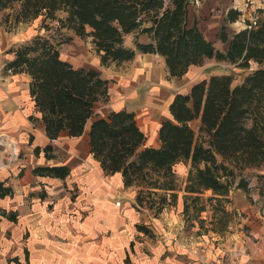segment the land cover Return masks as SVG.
Masks as SVG:
<instances>
[{
    "label": "trees",
    "instance_id": "obj_1",
    "mask_svg": "<svg viewBox=\"0 0 264 264\" xmlns=\"http://www.w3.org/2000/svg\"><path fill=\"white\" fill-rule=\"evenodd\" d=\"M194 1L0 0L6 31L36 19L44 30L9 49L12 59L6 69L29 75L30 97L52 141L61 132L82 135L95 114L96 102L106 98L108 89L100 71L74 67L61 58L60 46L69 39L61 33L63 29L89 38L102 66L152 53L163 58L173 77L206 58L243 70L239 82L232 73L212 74L195 81L187 93H176L169 106L172 119L159 126L157 148L144 145L146 136L131 111L112 110L91 121L89 152L94 160L106 175L122 174L124 187L136 189L134 206L142 208L145 202L156 215L171 202L172 167L179 159H190L196 183L217 194L228 192L229 179L236 174L237 186L246 190L245 171L264 164V16L245 19V26L230 37L223 26L218 39L228 44L219 50L198 29L195 19L190 22L189 7ZM240 15V10L229 9L225 21L233 23ZM53 21L56 26L50 25ZM142 34L148 42H140ZM128 35L130 44L125 41ZM194 122H198L196 128ZM50 150L51 146L44 147ZM33 171L61 179L69 174L65 165ZM11 193V187L0 180V198ZM139 228L148 232L144 225Z\"/></svg>",
    "mask_w": 264,
    "mask_h": 264
},
{
    "label": "crops",
    "instance_id": "obj_2",
    "mask_svg": "<svg viewBox=\"0 0 264 264\" xmlns=\"http://www.w3.org/2000/svg\"><path fill=\"white\" fill-rule=\"evenodd\" d=\"M261 2L264 4V0ZM193 4L190 6L193 7ZM230 9L238 8L230 7ZM228 10L229 8L226 9L220 21L214 23L211 29L214 33L213 37L205 34L206 27H204V22L201 21L198 11L194 10L195 12L190 15L189 10L190 22L192 23L195 19L198 29L219 50L228 44L218 39V34L223 26H227L225 32L228 33L229 37L235 30L238 31L245 26L232 30L230 27L232 23L225 21ZM32 36L19 42L14 41L11 33L6 31L4 25L0 24V180L4 181L5 185L10 186L12 190L11 195L0 198V202L5 201L6 198H20L22 194L27 196L30 194L29 192H33L35 189L40 191L41 185L46 187L47 184L60 185V182L61 184L62 182L70 184L69 182L76 181L89 186L101 198V210L105 221L104 225L102 224L103 227L99 228L112 230L110 237H106L102 241L103 256L108 258V261L106 260L108 263L264 264V164L247 170L248 172L253 171L252 174L255 176L250 173V176L245 179L246 190L237 186L239 179L233 182L226 194H217L211 189H202V191L212 192L209 197L215 207L210 211L211 214L213 213L212 216L216 217V213L220 211L222 215L226 214L228 219L226 222L228 231L225 239L223 238L224 240L219 231L216 229L209 230L222 241L220 240L214 248L213 240L210 243L212 248L208 247L207 249L205 241L201 237L205 236L204 232L200 231V227L204 226L202 213L206 211L205 207L201 205L197 207V221H194L192 228H189L188 223L185 225L183 207L185 206L184 209L187 210V203L180 205L182 206L181 211L180 209L168 210L167 221L164 220L162 223V220H158L155 214L154 218H150L152 220L150 226L145 225L147 224L144 221L145 216L142 215L141 217L134 211L136 208L138 210H143V208L135 207L134 203L130 204L134 201L132 198L128 207L123 209L117 207L112 200L116 191L127 193L135 187H124L120 173L105 175L97 160H94L89 152L88 131L93 118L96 116L104 117L109 111L113 110L114 112L122 109L134 113L138 127L146 136L144 145L159 147V126L163 121L172 119L169 106L173 102L175 94L187 93L190 86L195 82L192 81L189 87L183 88L181 80L187 79L189 70L197 65L190 66L182 76L173 77L169 76L163 58L158 54L138 53L130 61L109 66H102L98 57L96 63L88 65L84 63L75 66L70 59L63 57L60 51L61 58L72 66L94 68L100 71L101 76L108 80V89L106 98L96 102L95 114L87 121L82 135L71 137L66 132H61L58 138L52 141L47 138L44 123L40 119L41 114L30 97L29 75L24 72L14 73L6 69V64L12 59L11 51L8 52L9 49ZM128 36L131 37V35ZM139 40L142 43L149 41L145 34L140 35ZM214 41L219 42L221 48H217ZM158 60L163 62L159 67L155 65V61L158 62ZM252 65L254 66L252 68H257V64L252 63ZM204 78L206 77L198 80ZM197 123L194 122L192 127L196 128ZM10 143L13 147L10 146ZM46 146H51V150L44 151ZM88 160L93 161V164L89 163ZM181 161H187V167L185 165L178 166ZM53 165L67 166L69 174L61 179L38 176L33 173L37 167ZM188 168H192L190 159H179L172 167L173 174H179L178 172L183 174L186 171V175H188L190 174ZM187 172L189 173L187 174ZM185 180L190 182L189 175ZM34 183H36L35 186ZM200 192L186 191L183 194L186 198L199 201L201 200ZM45 194H40L44 195V198H41L36 193L38 204L35 206H40L39 201L45 199ZM183 194L178 200L182 199ZM34 197L32 196V198ZM62 199L61 204L69 208L68 197L64 196ZM141 225H144L148 232L140 229L139 226ZM83 228L93 230L90 225ZM132 229L133 231H131ZM69 230H72L70 225ZM126 231H129L130 234L135 233V236H142L144 243L148 244L147 248L150 250V254L144 253L145 244L143 242L136 245H133L132 242L126 244L124 239ZM151 232L156 237L167 234L168 240L153 242L152 239H149L150 241H148L147 238L153 235ZM126 255L129 257L128 261H125ZM118 257H122V263L119 262Z\"/></svg>",
    "mask_w": 264,
    "mask_h": 264
},
{
    "label": "rangeland",
    "instance_id": "obj_3",
    "mask_svg": "<svg viewBox=\"0 0 264 264\" xmlns=\"http://www.w3.org/2000/svg\"><path fill=\"white\" fill-rule=\"evenodd\" d=\"M193 5V7H189L190 15L198 11L201 17L200 19L201 21L203 20L204 27H206L205 34L212 37L214 33L211 29L214 23L220 21L226 9H230V7L238 8L241 11L240 18L230 26L232 30L244 26V19L254 20L255 17L264 16V4L261 0H195ZM258 9H263V12H258ZM49 23L50 25L56 26V22L54 21ZM0 24H2L1 19ZM8 32L11 33L14 41L17 42L38 32L44 34V30L40 28L39 19L19 24ZM61 33L69 37L67 42L60 46L63 57L70 59L75 66L84 63L85 65L96 63L98 56L93 51L89 38H81L72 31H67L66 29L61 30ZM130 40V36H127L125 39L127 44H130ZM214 42L217 48H221L219 42ZM161 63L163 62L160 60H158V62L155 61L157 67L161 66ZM252 67L254 66L252 65ZM224 73H232L235 77V82H239L244 74L242 69L235 68L228 63L206 58L201 65L192 67L189 70L187 79L181 80V84H183V88L189 87L192 81H196L203 77L207 78L212 74ZM10 146L13 147L11 143ZM88 162L93 164L91 160H88ZM186 163L187 161H181L178 163V166L185 165L187 167ZM188 169L191 175L188 174L189 172H187V174L191 182H186L185 180V178L188 177L186 171L183 174L180 172H178L179 174H175L172 182L173 190L169 191V197L172 195L170 197L171 202L156 216L158 220H162L161 222L163 223L166 217L168 218V210L176 211L180 209L181 211L182 206L180 205L187 203V210L184 209V206V212H182L185 214V225L188 223L189 228H192L194 221H197V207H200V205L205 207L206 211L202 213V217H204L202 218L204 219L202 223L204 226L202 228L200 227V231H203L205 236L201 237L204 239L207 249L212 246L210 243L213 242V240L214 248H216V244L220 242L221 238L225 239L227 236V215H222V213L218 211L216 217L212 216L213 213L211 214L210 211L215 208L214 204H212L213 201L209 199L212 192L202 191L204 188L198 185L193 178L195 177L193 175V172L195 174V170L192 168ZM245 173L244 178H248L250 176L249 174H252L253 171H245ZM236 179H239V174H236L235 177L229 180H231L233 184V181ZM69 183L70 184H66L62 182L61 184L60 182V185L47 184L46 187L41 185L40 191L35 189L33 192H29L30 194L27 196H23L24 194H22V196H20V198L22 197L21 199L18 197L14 199L12 195V198H6L5 201L0 202V264H112L111 262H106L108 258L103 256L102 241L106 237H110L112 230L109 231L99 228L103 227L105 221L104 214L101 210V198L85 184H80L76 181ZM35 185L36 183H34V186ZM190 185L191 189L188 188ZM192 189L194 191H201L199 193L201 200L197 201L196 199L184 197L185 194H183V192ZM135 192V188L127 193L116 191L112 200H114V204L117 207H121V209L126 208L131 198L134 200ZM36 193L39 195L46 193L45 199L39 201L40 206H35L38 204ZM181 194H183L181 197L182 199L178 200ZM32 196L35 197L32 198ZM64 196H67L70 201V204H68L70 205L69 208L61 204ZM116 202H119L120 205L116 204ZM132 203H134V201L130 202V204ZM141 206L143 210H138L136 208L134 211L137 215L140 214L141 217L144 215V221L147 223L145 225L150 226L151 219L155 217L154 211L148 209L146 207L147 203L145 202ZM161 215L163 216L161 217ZM69 225L72 227L71 231L69 230ZM86 225H90L93 230H85L83 227ZM210 229L219 231L221 233V238H216L214 234L209 232ZM131 231H133V229ZM126 232L124 237L126 244L130 242H132L133 245L140 242L144 243V238L142 236H135V233L130 234L129 231ZM147 239L148 241L152 239L153 242L168 240L167 234L158 237L153 234ZM144 244V253L149 255L150 250L147 248L148 244ZM125 257H127L125 261H128L129 257L127 255ZM118 258L119 262L122 263V257Z\"/></svg>",
    "mask_w": 264,
    "mask_h": 264
},
{
    "label": "built area",
    "instance_id": "obj_4",
    "mask_svg": "<svg viewBox=\"0 0 264 264\" xmlns=\"http://www.w3.org/2000/svg\"><path fill=\"white\" fill-rule=\"evenodd\" d=\"M55 25H57V23H55ZM116 204L120 205V203H119V202H116Z\"/></svg>",
    "mask_w": 264,
    "mask_h": 264
}]
</instances>
